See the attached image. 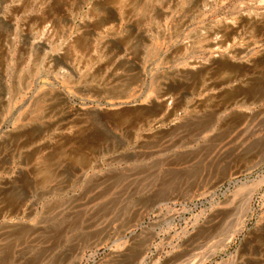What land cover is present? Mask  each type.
Instances as JSON below:
<instances>
[{"label":"rangeland","instance_id":"1","mask_svg":"<svg viewBox=\"0 0 264 264\" xmlns=\"http://www.w3.org/2000/svg\"><path fill=\"white\" fill-rule=\"evenodd\" d=\"M0 264H264V0H0Z\"/></svg>","mask_w":264,"mask_h":264}]
</instances>
